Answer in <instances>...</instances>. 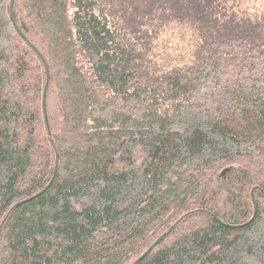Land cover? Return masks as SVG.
I'll use <instances>...</instances> for the list:
<instances>
[{"label": "trees", "instance_id": "obj_1", "mask_svg": "<svg viewBox=\"0 0 264 264\" xmlns=\"http://www.w3.org/2000/svg\"><path fill=\"white\" fill-rule=\"evenodd\" d=\"M10 3L0 264H264V21L231 0Z\"/></svg>", "mask_w": 264, "mask_h": 264}, {"label": "rangeland", "instance_id": "obj_2", "mask_svg": "<svg viewBox=\"0 0 264 264\" xmlns=\"http://www.w3.org/2000/svg\"><path fill=\"white\" fill-rule=\"evenodd\" d=\"M230 0H220L222 3H226ZM233 3L239 5L245 11L246 17L250 21H264V0H231Z\"/></svg>", "mask_w": 264, "mask_h": 264}, {"label": "water", "instance_id": "obj_3", "mask_svg": "<svg viewBox=\"0 0 264 264\" xmlns=\"http://www.w3.org/2000/svg\"><path fill=\"white\" fill-rule=\"evenodd\" d=\"M12 5H13V0H11V3H10V8L12 9ZM12 18H13V15H12ZM17 29L19 30V32L21 33V35L31 44V46L34 48V50H36L37 52H38V49H37V47L34 45V44H32L26 37H25V35L20 31V29L17 27ZM38 53H40V52H38ZM48 81V80H47ZM47 81H46V84H45V87H44V93H43V102L45 101V95H46V86H47ZM44 108H45V105H44ZM45 120H46V122H48L47 121V117L45 116ZM14 206V204L9 208V210H8V212L6 213V215L4 216V218L2 219V221L0 222V227H1V225H2V223H3V221L5 220V217L7 216V214L9 213V211L12 209V207ZM180 219V218H179ZM179 219L177 220V221H179ZM177 221L176 222H174L170 227H168L164 232H162L147 248H146V250L141 254V255H143L148 249H150L158 240H160L163 236H164V234L167 232V231H169L174 225H175V223H177ZM140 255V256H141ZM133 264V263H132Z\"/></svg>", "mask_w": 264, "mask_h": 264}]
</instances>
